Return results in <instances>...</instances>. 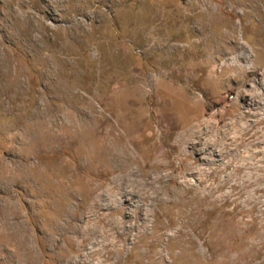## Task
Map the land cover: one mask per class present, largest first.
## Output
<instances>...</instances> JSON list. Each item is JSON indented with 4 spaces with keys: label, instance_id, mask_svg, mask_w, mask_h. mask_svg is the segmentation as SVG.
Instances as JSON below:
<instances>
[{
    "label": "rangeland",
    "instance_id": "374dc122",
    "mask_svg": "<svg viewBox=\"0 0 264 264\" xmlns=\"http://www.w3.org/2000/svg\"><path fill=\"white\" fill-rule=\"evenodd\" d=\"M0 264H264V0H0Z\"/></svg>",
    "mask_w": 264,
    "mask_h": 264
}]
</instances>
